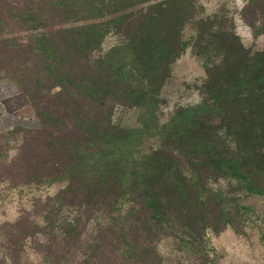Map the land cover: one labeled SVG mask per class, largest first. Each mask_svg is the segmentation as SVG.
Wrapping results in <instances>:
<instances>
[{
    "label": "trees",
    "instance_id": "trees-1",
    "mask_svg": "<svg viewBox=\"0 0 264 264\" xmlns=\"http://www.w3.org/2000/svg\"><path fill=\"white\" fill-rule=\"evenodd\" d=\"M240 14L264 32V0ZM0 46L34 54L32 84L19 70L0 81L32 100L46 149L36 168L61 184L46 216L52 261L161 264L162 240L205 245L264 196V49L246 46L223 8L0 0ZM186 52L203 69L185 84L197 101L168 110L163 90ZM62 94L63 115L50 103Z\"/></svg>",
    "mask_w": 264,
    "mask_h": 264
},
{
    "label": "rangeland",
    "instance_id": "rangeland-1",
    "mask_svg": "<svg viewBox=\"0 0 264 264\" xmlns=\"http://www.w3.org/2000/svg\"><path fill=\"white\" fill-rule=\"evenodd\" d=\"M246 1L198 0L206 12L218 8L228 11L242 42L264 49V32L253 29L241 18ZM13 37L19 38L20 33L14 32ZM16 42L19 40L13 44ZM4 49L0 46V74H4V70H19L23 83L32 84L36 70L32 66L34 54L24 48L18 52ZM202 74L200 60L190 52L178 59L173 66V79L163 90L165 108L171 110L179 104L197 101L196 93L186 90L185 84L194 85L196 77ZM10 84L16 87L18 101L8 95ZM51 99L56 101H50L51 105L58 104L62 115L65 114L62 111L66 105L65 96ZM3 104L8 108L21 106L22 114L17 127L0 133V260L4 264H63L64 261L55 262L47 257L49 223L46 216L54 206L53 199L61 184L49 182V170L36 168L37 156L46 149L39 144L43 142L39 132L42 127L38 125L33 102L14 82L3 80L0 81V105ZM128 116L120 112L115 114L116 119ZM11 121L9 112L0 114V123ZM244 204L240 223L219 232L208 230L205 245L162 240L158 245L161 264H264V196L246 198ZM6 244H10V249L5 248ZM4 253H10L11 258Z\"/></svg>",
    "mask_w": 264,
    "mask_h": 264
},
{
    "label": "crops",
    "instance_id": "crops-1",
    "mask_svg": "<svg viewBox=\"0 0 264 264\" xmlns=\"http://www.w3.org/2000/svg\"><path fill=\"white\" fill-rule=\"evenodd\" d=\"M8 95L9 97H12L13 100L18 101L17 99V90L16 87L13 85H9ZM7 112L10 113L12 116V121L8 124H5L4 122L0 123V133L5 132L7 130L13 129L18 126V120L20 118V114H22V107L21 106H15L13 108H8L5 104L0 105V114L5 115ZM0 264H4L3 262H0Z\"/></svg>",
    "mask_w": 264,
    "mask_h": 264
},
{
    "label": "clouds",
    "instance_id": "clouds-1",
    "mask_svg": "<svg viewBox=\"0 0 264 264\" xmlns=\"http://www.w3.org/2000/svg\"><path fill=\"white\" fill-rule=\"evenodd\" d=\"M238 2H241V0H238ZM241 6H242V3H241Z\"/></svg>",
    "mask_w": 264,
    "mask_h": 264
}]
</instances>
